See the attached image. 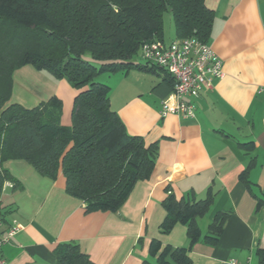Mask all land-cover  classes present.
<instances>
[{"label":"crops","instance_id":"1","mask_svg":"<svg viewBox=\"0 0 264 264\" xmlns=\"http://www.w3.org/2000/svg\"><path fill=\"white\" fill-rule=\"evenodd\" d=\"M205 4L214 11L207 43L222 60L224 75L194 99L192 118L159 116L163 101L175 103L163 72L130 68L112 75L110 106L127 132L158 143L151 175L134 184L117 211L87 213L81 200L65 192L61 173L50 180L25 160L4 161L3 167L22 185L15 191L5 186L0 193L7 217L20 228L2 244L6 264H55V248L68 241L76 242L95 264L155 261L149 256L151 239L163 246L187 244L182 223L167 234L159 232L167 187L177 198L189 200L211 192L209 210L196 219L202 235L220 211L229 213L215 244L200 240L191 247V264H262L257 250H264V204L257 206V200L264 199V0ZM75 94L65 79L30 64L13 72L10 101L33 107L55 95L62 102L64 125L71 123ZM246 142L251 148L240 146ZM246 170L247 183L240 178Z\"/></svg>","mask_w":264,"mask_h":264},{"label":"trees","instance_id":"2","mask_svg":"<svg viewBox=\"0 0 264 264\" xmlns=\"http://www.w3.org/2000/svg\"><path fill=\"white\" fill-rule=\"evenodd\" d=\"M167 10L174 39L208 41L214 11L205 0H0V193L6 181L12 182L13 191L22 188L3 167L10 159L25 160L50 180L61 173L65 192L81 200L87 213L117 211L134 184L149 178L158 158L157 141L147 143L127 132L110 106L108 86L97 79L104 71L137 68L163 72L172 88L163 67L134 60L143 43L164 42ZM26 64L65 79L76 90L70 125L61 123L62 102L55 95L33 107L10 102L13 72ZM240 146L249 149L252 143ZM246 172L240 178L247 183ZM166 189L159 232L167 234L182 223L187 244L163 246L153 238L148 250L155 261L144 259L141 264H191V247L200 240L215 244L229 216L220 211L202 235L196 219L209 210L211 192L189 200ZM261 204L264 199L257 200ZM1 208L4 222H9V210ZM54 253L55 264H95L74 241L58 244ZM257 254L263 262L264 250Z\"/></svg>","mask_w":264,"mask_h":264},{"label":"built area","instance_id":"3","mask_svg":"<svg viewBox=\"0 0 264 264\" xmlns=\"http://www.w3.org/2000/svg\"><path fill=\"white\" fill-rule=\"evenodd\" d=\"M140 56L149 64L163 67L172 78L175 103L164 101L161 103L158 112L161 118L169 114L192 118L195 110L194 99L201 91L211 89L213 81L224 75L222 60L207 42L195 37L174 39L168 43L145 42L140 48ZM260 91L264 96V86ZM12 185V182L6 181L2 190L5 186L12 187ZM1 206L0 199V250L2 244L9 242L20 229L15 219L4 222ZM0 264H6L1 255Z\"/></svg>","mask_w":264,"mask_h":264},{"label":"rangeland","instance_id":"4","mask_svg":"<svg viewBox=\"0 0 264 264\" xmlns=\"http://www.w3.org/2000/svg\"><path fill=\"white\" fill-rule=\"evenodd\" d=\"M163 37H164V40H166V42L170 39V38H173L175 37V34H174V28H173V23H172V18H171V13L169 10L165 11L164 14H163ZM134 60L135 62H141L142 61V58L141 56L139 55V53L137 55H135L134 57ZM115 72H101L98 76V81L101 82V83H104L108 86L109 88V91H110V88H111V85L110 84H113L111 83V80L113 79L112 75L114 74ZM11 102V101H10Z\"/></svg>","mask_w":264,"mask_h":264}]
</instances>
